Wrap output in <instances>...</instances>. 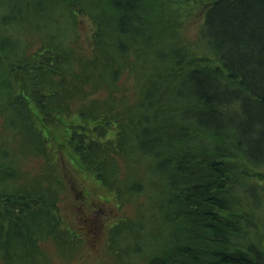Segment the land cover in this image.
<instances>
[{"label":"trees","instance_id":"16d2710c","mask_svg":"<svg viewBox=\"0 0 264 264\" xmlns=\"http://www.w3.org/2000/svg\"><path fill=\"white\" fill-rule=\"evenodd\" d=\"M5 1L0 111L16 151L44 164L29 177L0 145V264H38L47 238L77 247L57 204L62 152L118 200L146 195L133 218L113 224V248L132 234L127 251H144L146 264H264V244L251 238L263 186L238 163L264 165V0H210L197 42L179 32L188 0ZM84 15L93 31L82 56ZM27 31L45 35L29 53ZM127 72L135 104L95 98L71 118L76 98L115 90Z\"/></svg>","mask_w":264,"mask_h":264},{"label":"rangeland","instance_id":"374dc122","mask_svg":"<svg viewBox=\"0 0 264 264\" xmlns=\"http://www.w3.org/2000/svg\"><path fill=\"white\" fill-rule=\"evenodd\" d=\"M210 3V0H188L182 7L181 11L177 12L179 24V32L186 37V39L198 41L201 22L205 15V9ZM6 1L0 3V18L9 10ZM62 19L61 15H57V21ZM62 25V23H60ZM59 23H57L58 27ZM64 26V25H63ZM52 29L58 30L56 27V21L50 26ZM0 28H4L0 24ZM21 31V30H20ZM78 44L76 47H81V54L89 55L90 42L93 31V19L89 16H81L78 25ZM7 34L18 36L17 27L13 28L10 24L5 27ZM27 45V52L37 50L43 44L44 33L42 36L35 31H27L24 35ZM18 42V38H16ZM196 41V42H197ZM19 43V42H18ZM201 49V48H200ZM199 50L200 54H211L202 47ZM6 62V61H4ZM118 86L115 90H111L110 87L102 86L98 89V92L91 94L84 98H76L72 104L74 107L71 112L73 113L72 119L80 121V116L77 115L76 108L85 105L92 101V99L99 98L100 100L114 99L115 102L122 104H135L137 100L136 80L134 76L127 72L124 78L118 80ZM2 97L0 98V100ZM4 116L0 111V145L6 144L8 149L15 156L17 166L21 172H24L27 176L32 177L34 174H38L41 170L44 161L37 155L29 156L28 152L16 151L18 148L19 140L17 135L12 134L11 130H6L4 127ZM55 130L57 137L62 136L61 130ZM51 137V138H50ZM49 139L54 146V138L49 136ZM53 149V148H52ZM58 154L60 158V170L62 175V182L64 186L63 190H60V199L57 204L59 205V212L62 214L63 225L72 230L74 235H77V247L63 250L56 244L53 238H47L43 241L42 247L45 252V259L39 260L38 264H146L147 255L140 252L127 251L126 244L132 246L133 240L132 234H129L128 238L121 235L119 242L120 246L112 247L110 245L109 232L113 227V224L118 222L123 217L133 218L137 213V207L140 203H143L146 199L145 194L132 195V197L118 200L117 197L109 190L102 188L96 174L86 169L80 162L75 163L65 156L66 152ZM62 156H65L62 157ZM64 164H62V160ZM121 168L126 170L124 162L119 159ZM125 161V160H124ZM239 163V174L251 175L257 182L260 183L261 189L263 186V199H264V165L262 167H249L243 162ZM20 180V179H19ZM22 180V179H21ZM238 214L241 213V209H236ZM258 218V226L251 232V238L257 241L259 244H264V203L256 212ZM150 223L145 224L146 227ZM127 236V235H126ZM131 248V247H130ZM146 255V256H145ZM46 260V261H45Z\"/></svg>","mask_w":264,"mask_h":264}]
</instances>
